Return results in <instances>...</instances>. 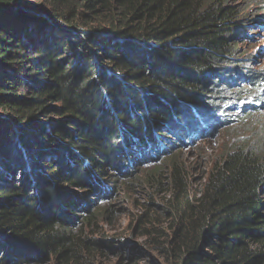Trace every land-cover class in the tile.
Masks as SVG:
<instances>
[{
  "label": "trees",
  "instance_id": "1",
  "mask_svg": "<svg viewBox=\"0 0 264 264\" xmlns=\"http://www.w3.org/2000/svg\"><path fill=\"white\" fill-rule=\"evenodd\" d=\"M229 2L0 0V264L135 262L98 233L144 186L166 197L137 218L166 264H264V155L231 146L193 189L176 152L230 122L255 19Z\"/></svg>",
  "mask_w": 264,
  "mask_h": 264
},
{
  "label": "rangeland",
  "instance_id": "2",
  "mask_svg": "<svg viewBox=\"0 0 264 264\" xmlns=\"http://www.w3.org/2000/svg\"><path fill=\"white\" fill-rule=\"evenodd\" d=\"M228 1L231 5L244 10L247 8L246 10L253 14L251 17L255 19L251 24L246 25L248 27L245 29V34L248 36L243 35L245 37L241 39L240 55L245 56L248 53L246 58L249 61L236 62L242 66L238 73L226 74L230 78L229 81H233L230 88H227L224 99L230 118L229 124L225 126L222 124L218 128L204 132V135L191 147L183 146L176 149V152L181 153L179 161L193 189L199 188L212 165L231 146L252 145L264 155V13L261 10L264 0ZM256 11L262 13V16L254 15ZM257 19L263 20L260 23ZM249 68L257 75L251 81L247 80L250 73H253L248 72ZM165 198L164 193L158 192L154 195V192L146 186L130 192L123 199L115 201V214L111 221L100 224L101 231L98 235L120 237L127 245L140 252V258L131 264H166L164 257L145 244L146 237L142 235L143 230L137 227V218L145 210L144 203L153 201L155 205L161 206ZM154 223L166 229L167 223L162 217ZM149 225L148 223L145 227ZM125 262H129V259L120 264ZM101 264H117V257H106L102 259Z\"/></svg>",
  "mask_w": 264,
  "mask_h": 264
},
{
  "label": "water",
  "instance_id": "3",
  "mask_svg": "<svg viewBox=\"0 0 264 264\" xmlns=\"http://www.w3.org/2000/svg\"><path fill=\"white\" fill-rule=\"evenodd\" d=\"M35 13L39 14L40 16L45 17L47 12L45 10H37V9H35Z\"/></svg>",
  "mask_w": 264,
  "mask_h": 264
}]
</instances>
